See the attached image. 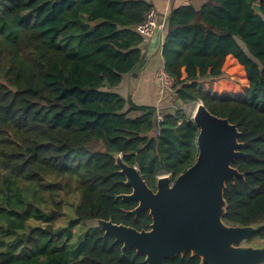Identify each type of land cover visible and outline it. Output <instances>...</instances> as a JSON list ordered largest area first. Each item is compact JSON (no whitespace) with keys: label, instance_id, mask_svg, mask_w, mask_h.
Here are the masks:
<instances>
[{"label":"trees","instance_id":"obj_1","mask_svg":"<svg viewBox=\"0 0 264 264\" xmlns=\"http://www.w3.org/2000/svg\"><path fill=\"white\" fill-rule=\"evenodd\" d=\"M261 7V13L254 8ZM145 0H0V264H145V255L95 219L148 230L115 155L157 178L197 159L199 128L184 104L203 102L241 131L243 178L227 181L224 221L258 225L264 239V0H208L167 17L164 68L175 79L174 111L113 91L144 58L138 31ZM232 62L243 95L219 97L201 82ZM60 223V224H59ZM78 237V238H76ZM249 241V240H248ZM166 264H202L190 252Z\"/></svg>","mask_w":264,"mask_h":264},{"label":"water","instance_id":"obj_2","mask_svg":"<svg viewBox=\"0 0 264 264\" xmlns=\"http://www.w3.org/2000/svg\"><path fill=\"white\" fill-rule=\"evenodd\" d=\"M254 8L261 13L259 4ZM162 31L150 40L147 53L132 72L137 76L160 44ZM199 128L198 156L183 173L173 178L162 174L156 190L144 180L137 166L129 165L122 154H116V164L132 188L122 194L125 200L138 205L127 214L138 215L148 210L152 223L148 230L95 219L94 227L102 228L116 242L145 255V264H166L167 259L190 252L202 264H264V246L245 245L254 236L258 225L234 226L224 221L227 201L224 196L227 181L243 178L233 162L242 155L241 131L228 118L214 115L203 102H198L194 115Z\"/></svg>","mask_w":264,"mask_h":264},{"label":"crops","instance_id":"obj_3","mask_svg":"<svg viewBox=\"0 0 264 264\" xmlns=\"http://www.w3.org/2000/svg\"><path fill=\"white\" fill-rule=\"evenodd\" d=\"M149 2L154 9L159 11L162 16L167 17L170 13L183 5L191 4L197 9L200 8L208 0H145ZM163 31L160 38V44L154 54L148 59L145 66L135 77L132 73L124 75V78L119 86L113 91L121 94L123 97H131L132 100L139 105L156 106L163 109L165 112L173 110L170 100L160 101V96L156 84L157 71L164 66V58L162 55V46L165 40ZM149 43L143 49L144 56L147 53Z\"/></svg>","mask_w":264,"mask_h":264},{"label":"rangeland","instance_id":"obj_4","mask_svg":"<svg viewBox=\"0 0 264 264\" xmlns=\"http://www.w3.org/2000/svg\"><path fill=\"white\" fill-rule=\"evenodd\" d=\"M225 70V74L220 78L202 81V88L206 92L219 97L233 98L243 95L246 89V79L242 68L232 62H228L225 66ZM169 104H172L174 108V101H170ZM196 107L197 103L183 105V108L190 117L194 115ZM173 111L174 109L171 112ZM89 226H94V222H87L85 227ZM245 245L264 246V239L254 238L251 241H247Z\"/></svg>","mask_w":264,"mask_h":264},{"label":"built area","instance_id":"obj_5","mask_svg":"<svg viewBox=\"0 0 264 264\" xmlns=\"http://www.w3.org/2000/svg\"><path fill=\"white\" fill-rule=\"evenodd\" d=\"M166 23V17L162 16V14L156 9H150L145 16L144 21L138 25V31L143 36L144 43L148 44L157 30H161L163 32L165 30ZM156 84L160 101H173L176 92L175 79L167 72L164 66L157 71ZM163 119V112L160 109L158 122H162Z\"/></svg>","mask_w":264,"mask_h":264},{"label":"flooded vegetation","instance_id":"obj_6","mask_svg":"<svg viewBox=\"0 0 264 264\" xmlns=\"http://www.w3.org/2000/svg\"><path fill=\"white\" fill-rule=\"evenodd\" d=\"M152 189H154V190H156V186H155V188H152ZM148 211V210H147ZM149 212V211H148ZM188 253V252H187Z\"/></svg>","mask_w":264,"mask_h":264}]
</instances>
